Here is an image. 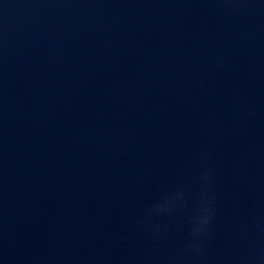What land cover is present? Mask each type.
Listing matches in <instances>:
<instances>
[{"label": "water", "instance_id": "95a60500", "mask_svg": "<svg viewBox=\"0 0 264 264\" xmlns=\"http://www.w3.org/2000/svg\"><path fill=\"white\" fill-rule=\"evenodd\" d=\"M0 264H264V0H0Z\"/></svg>", "mask_w": 264, "mask_h": 264}]
</instances>
